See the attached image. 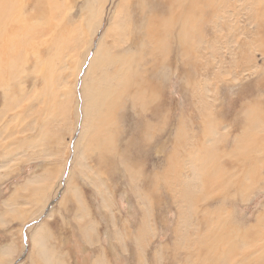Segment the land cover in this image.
<instances>
[{
	"label": "rangeland",
	"instance_id": "obj_1",
	"mask_svg": "<svg viewBox=\"0 0 264 264\" xmlns=\"http://www.w3.org/2000/svg\"><path fill=\"white\" fill-rule=\"evenodd\" d=\"M191 2L0 0V264H264V0Z\"/></svg>",
	"mask_w": 264,
	"mask_h": 264
},
{
	"label": "bare ground",
	"instance_id": "obj_2",
	"mask_svg": "<svg viewBox=\"0 0 264 264\" xmlns=\"http://www.w3.org/2000/svg\"><path fill=\"white\" fill-rule=\"evenodd\" d=\"M193 2H194V1H193ZM193 2H191V0H190V5H187V6H186V9H185V12L182 13V14L184 15L183 18H182V21H183V22H182V26H181V28H180L182 32H184V30L187 28L188 24L190 23V20H191V17H190V9H191V5L193 4ZM178 16H179V15H178ZM1 25H2V24H1ZM152 32H153V31H152ZM156 34H157V33H154V36H156ZM41 75H43V72H42ZM100 76H101V75H100ZM108 86H109V85H108ZM105 89H106V90L104 91L103 98H104V101H106V102H104V104H103V106H102L103 110L106 109V108H105L106 106H107V108L110 107V104L112 103V101H113V102L115 101V95L113 96V94H114L113 92H114V91H113L111 88H109V87H106ZM111 91H113V92H111ZM107 103H108V104H107ZM106 115H107V119H109L108 116L110 115V112H106ZM99 116H102V115H99ZM113 125H114V123H113L112 121L109 120L106 124L102 125V127H104L106 130H110V131H111V129L114 128ZM258 150L261 151V152H264V143H262L261 146H258ZM95 151H96V150H95ZM95 151H94V152H95ZM252 155H254V154H252ZM97 156H98V155H97ZM259 156H260V155H259ZM261 156H262V155H261ZM254 157H256V155H255ZM99 158H100V157H99ZM247 158H248V157H247ZM224 177H225V176H224ZM226 178H227V177H226ZM226 178H225V180H227ZM228 178H229V177H228ZM231 180H232L231 178H230V180L228 179L227 181H229V182H226V184H228V183L230 184V183H231ZM224 183H225V182H224ZM224 183H223V184H224ZM223 184H222V186H224ZM229 186H230V185H229ZM218 189H219V188H218ZM21 215H23V214H21ZM18 218H19V217H18ZM18 218H17V219H18ZM51 238H52V237H51ZM51 238H50V239H51ZM54 240H55V239H54ZM210 245H211V243H209V242L206 244V248L208 249V252H209V250H210ZM51 249H52V248H51ZM263 251H264V250H263ZM53 254H54V253H53ZM214 254H216V252H215ZM217 254H218V253H217ZM57 255H58V254H57ZM59 256H60V255H59ZM217 256H218V255H217ZM254 257H255V255H254ZM214 259H215V258H214ZM240 259H241V258H240ZM252 259H253V258H252ZM54 260L57 262V260H59V259L56 260V258H54ZM201 260H202V261H205L206 259L204 260V258H201ZM202 261H201V262H202ZM232 261H234V260H232ZM237 261H238V260H237ZM254 261H255V260H254ZM198 262H199V261H198ZM198 262H197V263H198ZM237 263H238V262H237Z\"/></svg>",
	"mask_w": 264,
	"mask_h": 264
}]
</instances>
